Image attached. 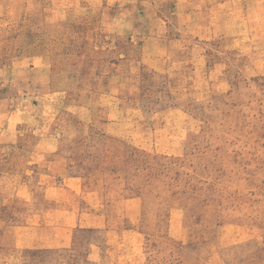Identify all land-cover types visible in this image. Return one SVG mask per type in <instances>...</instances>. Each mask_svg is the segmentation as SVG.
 Listing matches in <instances>:
<instances>
[{
    "label": "rangeland",
    "instance_id": "rangeland-1",
    "mask_svg": "<svg viewBox=\"0 0 264 264\" xmlns=\"http://www.w3.org/2000/svg\"><path fill=\"white\" fill-rule=\"evenodd\" d=\"M97 1L0 0V68L14 73L0 85L5 98H17L27 110L35 105L33 135L58 137L64 152L75 150L62 142L73 134L64 127L73 114L67 104L95 103L106 109L95 112L97 118L116 114L108 111L112 108L120 112L119 188L103 176L102 182L94 179L101 186L88 185L81 194L92 213L98 210L82 225L107 231L108 252L103 257L99 242L98 264H264V11L245 25L243 15L226 13L223 0H103L100 6ZM193 4L199 11L196 30L189 15L171 16ZM127 7L137 13L129 14ZM153 20L158 34L170 36L172 51L185 54L164 56L154 63L156 71L144 64L142 50L145 27ZM87 23L98 24L93 37L98 56L115 60L118 52L126 64L113 69L100 63L86 77L114 71L135 84L142 75L136 95L119 88L120 96H135V102L119 101L117 93L91 82L77 84L83 88L76 91L66 81L71 62L62 58L63 45H77L83 30L77 29ZM119 28L124 34L118 36ZM47 52L58 56L55 93L33 80L29 68L26 82H19V57ZM23 90L31 93L23 97L28 100L18 95ZM93 127L85 145L92 156L88 169L97 167L104 149L103 128ZM19 164V156L0 161V264H84L75 253L27 255L19 248L17 216L7 207L22 179ZM44 235L30 244L49 246L48 230Z\"/></svg>",
    "mask_w": 264,
    "mask_h": 264
},
{
    "label": "crops",
    "instance_id": "crops-1",
    "mask_svg": "<svg viewBox=\"0 0 264 264\" xmlns=\"http://www.w3.org/2000/svg\"><path fill=\"white\" fill-rule=\"evenodd\" d=\"M223 1L226 13L230 16L243 15L240 22L245 25L251 24V17L261 15L264 11V0ZM102 2L103 0L97 1V6H100ZM197 8L193 4L190 9L171 13V16L173 18H180V16L189 15L192 17L190 21L192 30H196L195 25L198 20L196 16L199 12ZM131 9L127 7L126 11L128 10L130 14ZM132 10L137 13L135 8ZM145 14L144 12V16H146ZM124 26L122 24L118 25L121 28ZM167 26L173 29L170 23H167ZM97 28L98 24L89 27L87 23L77 29L78 31L83 29L80 30L82 32L77 37L80 40L77 45H71L72 42H69L66 47L63 45L62 58L71 62L68 63L70 64L69 68L66 66L68 72V75L65 77L66 81L74 84L73 86L76 91H81L83 88V85L79 87L77 84L81 82L89 84L91 82L98 85L99 88H105L107 90L106 93L110 95L117 93L119 101L125 103L135 102V96H120L119 88L124 87L136 95V90H138L136 88L142 87V75H139L135 84L129 80L123 81L119 77L120 74L114 71L99 73L92 79L86 77L88 76V71L91 69L94 71V74L96 71H99L98 65L100 63L111 65L113 69L116 63L121 62L126 64V62H122L123 60H119L123 55L121 56L118 52L114 55L115 60H104L98 56L99 50H97L93 39ZM115 32L118 36L124 34V31L120 28ZM144 32L146 39L143 42L142 48L144 64L146 63L155 68L154 63L159 60L165 61L164 56L174 59L184 57L185 54H181L182 52L174 53L172 51L171 38L167 33L158 34L155 20L145 27ZM49 47L50 45L45 48L48 49ZM53 57L57 59L58 56L54 52H52V55H50V52H47L19 57V64L23 65L19 67V82H26L27 76L24 74L25 70L29 68L28 72L32 74L33 80L43 81L44 85L49 86L48 92L55 93L58 90V86L54 78L58 72L57 69H54L55 62ZM126 61L132 64V60L127 59ZM5 70L9 71L10 68ZM152 70L156 71V68ZM1 71L3 75L0 77V83L9 82L12 79L11 75L14 73L9 75L8 71L4 72V69L0 68ZM71 71L72 74H70ZM5 78L8 80H5ZM114 80L120 85L119 87H117V83ZM89 87L91 88V86ZM20 94L22 100H28L27 98L31 93L23 90L18 91V95ZM62 94L72 97L74 93L72 90H65ZM24 96L27 98H23ZM15 101L3 96V89H1L0 85V149L10 147V149L15 150L9 153L5 151L1 152L0 150V161L17 159V156H19V161H21L17 173H19L22 179L19 180L11 196H8L11 200L10 203H7V207L10 210L13 209L15 216H17L15 228L19 248L23 249V254L27 255L29 253L38 254L41 251L48 252V255L50 253H57L58 255L75 253L83 256L82 262L84 264H98L102 257L98 243L102 242V247L105 250V252L102 250L103 257L108 252L107 231L102 232L95 227L82 225L83 221H87L85 216L96 214L98 211L96 210L95 213H92V209L87 208L90 206L85 203L87 201L82 202V195L88 189V185L95 188L101 186L102 183H98L94 179H99L102 182L101 177L103 176L109 177L111 182H116V190L119 188L121 164L118 160L123 159V150L119 146L116 134L120 132L121 121L118 116L120 112L118 109L112 108L108 111L112 113L117 112L116 114L108 115L105 118L102 116L101 118H97L94 113L98 112L100 114L106 109H100L95 103L87 107L67 104L65 109L70 108L69 110L73 114L69 116L64 127L71 128L73 134H70L69 137L66 135L62 139V142L74 145L75 150L73 152H64L60 150L58 137H37L33 135L32 129L35 121H33L34 117L32 114L36 111L35 105L31 106L33 109L29 106L30 110H27L26 107L18 104L17 98ZM95 125L103 128V133H100L104 138V149L97 167L88 169L85 165L89 164L88 161L92 156L86 151L85 145L87 137H89V130L94 128L93 126ZM113 158L117 161L116 163L115 161L110 162ZM118 204L119 201L116 202L115 206L118 207ZM45 230L49 232L47 238L49 241L51 240L49 246L42 247L40 244L33 246L34 242L30 244L31 239L41 240L45 238ZM30 233H32L33 237H30ZM54 241L55 244L57 243L56 247L54 246ZM95 250L98 253L96 255ZM93 255H95V259H92Z\"/></svg>",
    "mask_w": 264,
    "mask_h": 264
}]
</instances>
